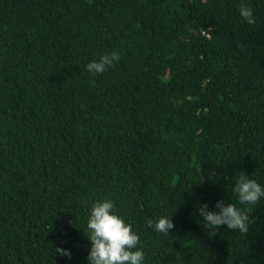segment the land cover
I'll list each match as a JSON object with an SVG mask.
<instances>
[{
    "label": "trees",
    "instance_id": "trees-1",
    "mask_svg": "<svg viewBox=\"0 0 264 264\" xmlns=\"http://www.w3.org/2000/svg\"><path fill=\"white\" fill-rule=\"evenodd\" d=\"M241 172L264 187V0H0V264H89L104 199L143 264H264V197L239 203ZM217 201L246 234H209L198 208Z\"/></svg>",
    "mask_w": 264,
    "mask_h": 264
},
{
    "label": "clouds",
    "instance_id": "clouds-1",
    "mask_svg": "<svg viewBox=\"0 0 264 264\" xmlns=\"http://www.w3.org/2000/svg\"><path fill=\"white\" fill-rule=\"evenodd\" d=\"M239 12L248 24L255 23L251 7L241 3ZM119 59V53L113 51L101 55L98 60L89 62L86 67L93 75L100 74ZM233 191L242 205L256 204L261 197H264V187L243 172L236 179ZM215 206L219 209L218 212L209 210L207 203L201 204L198 208L199 216L205 227L209 229L210 235H214L221 226L225 225L241 233L246 234L249 231L253 221L245 210L238 208L236 204L224 201H217ZM114 208L115 205L111 199L95 201L91 206L86 225V235L91 242L87 256L89 264H143L145 256L143 250L138 247L139 235L133 231L130 223L114 211ZM148 224L153 226L151 220ZM174 227L171 216L167 215L159 217L154 225L157 232L164 234H169V230ZM55 251L71 258L69 250L57 247Z\"/></svg>",
    "mask_w": 264,
    "mask_h": 264
}]
</instances>
